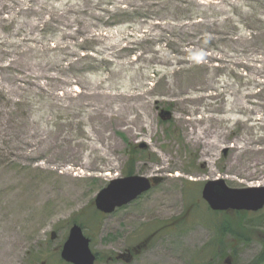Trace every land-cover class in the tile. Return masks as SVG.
Segmentation results:
<instances>
[{"label": "rangeland", "instance_id": "374dc122", "mask_svg": "<svg viewBox=\"0 0 264 264\" xmlns=\"http://www.w3.org/2000/svg\"><path fill=\"white\" fill-rule=\"evenodd\" d=\"M103 1L0 0V264H69L74 222L96 264H264V207L215 212L201 190L264 186V36L225 35L259 29L264 0H175L195 18L177 28L163 0H113L151 14L120 25ZM139 174L162 179L97 210L109 181Z\"/></svg>", "mask_w": 264, "mask_h": 264}, {"label": "water", "instance_id": "95a60500", "mask_svg": "<svg viewBox=\"0 0 264 264\" xmlns=\"http://www.w3.org/2000/svg\"><path fill=\"white\" fill-rule=\"evenodd\" d=\"M170 116L168 112H162ZM144 147V145L142 146ZM162 177L128 175L108 182L105 188L97 192L94 206L103 214L113 213L119 207L128 205L153 185L161 182ZM202 198L212 211H246L258 212L264 207V186L232 188L224 178L207 180L202 187ZM68 235L61 248L60 257L70 264H96L97 254L91 248L90 238L78 223L69 228ZM126 254L118 255V259L130 261Z\"/></svg>", "mask_w": 264, "mask_h": 264}, {"label": "trees", "instance_id": "16d2710c", "mask_svg": "<svg viewBox=\"0 0 264 264\" xmlns=\"http://www.w3.org/2000/svg\"><path fill=\"white\" fill-rule=\"evenodd\" d=\"M165 0L161 1L167 8V11H165L162 14H169L170 17H165L162 18L161 16H159L160 18L157 19H162L163 22H169V25L176 27L178 25L181 26H185L187 25L189 20H193L195 19L193 17L192 14H189L188 11L186 12V9L183 6H180L179 4L176 5H171V8L169 7V5L171 3H173L175 0H168L170 3L166 4L164 3ZM115 2L113 0H104L103 3L101 4L103 8H105V12L107 11L108 13L111 12L110 17L112 19V21L115 23L114 25H120L121 23H125V22H132V21H136L139 19H148L151 14H149V10L145 5H133L131 6V8H129L126 4L124 3H120L119 5H114ZM234 8H237L234 6ZM110 17L108 19H110ZM167 19V20H166ZM199 19V18H196ZM256 20V19H255ZM254 20V21H255ZM159 21V20H158ZM257 21L259 22V29H256L252 31H254V33H241L238 32V30H240V26L242 24H239L238 22L232 21L231 25L229 27H227L229 30V33L232 30H236L233 31L230 34H225L229 41L233 43V41L235 43H239V42H243V44H246L248 42V40H255V35L256 34H261L262 36H264V17L257 19ZM199 25H202L200 23H196L195 27H199ZM247 28V26L245 27ZM249 29V28H248ZM81 50L83 52H89L88 49H86L85 47H82ZM69 64V63H68ZM181 69H179L177 71V73L180 72ZM245 211H240V212H235L236 214H239L238 216H241L240 214ZM228 217L225 218V220L222 222L223 225L222 227H219V234H217L216 236V240H218L219 244L222 242V238L225 236V234L228 231H232L233 229L230 228L229 225H227V223L225 221H227ZM145 241H143L141 244H139L138 246H134L131 248V250H129L130 253H132L133 255H135V253H140L142 252L144 245H145ZM217 252H220V250H216ZM234 251V250H233ZM232 255V254H231ZM229 255V256H231ZM99 257V256H98ZM111 259H116L118 260L117 256L115 257H110ZM260 260L264 261V252L261 254V256L259 257Z\"/></svg>", "mask_w": 264, "mask_h": 264}, {"label": "bare ground", "instance_id": "6f19581e", "mask_svg": "<svg viewBox=\"0 0 264 264\" xmlns=\"http://www.w3.org/2000/svg\"><path fill=\"white\" fill-rule=\"evenodd\" d=\"M198 138L202 141L204 140V138H202L201 136H198ZM205 144V146L208 148L210 146H215L216 145V142L214 141H209V140H204L203 142ZM214 152V151H213ZM107 175H110V173H108ZM176 175H179L178 173Z\"/></svg>", "mask_w": 264, "mask_h": 264}, {"label": "flooded vegetation", "instance_id": "af4514ba", "mask_svg": "<svg viewBox=\"0 0 264 264\" xmlns=\"http://www.w3.org/2000/svg\"><path fill=\"white\" fill-rule=\"evenodd\" d=\"M130 250V249H129ZM131 254V253H130ZM126 258H129L128 256Z\"/></svg>", "mask_w": 264, "mask_h": 264}]
</instances>
